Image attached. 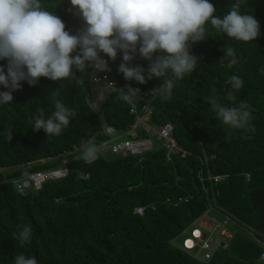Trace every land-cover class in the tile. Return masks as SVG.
Returning <instances> with one entry per match:
<instances>
[{"label":"trees","instance_id":"trees-1","mask_svg":"<svg viewBox=\"0 0 264 264\" xmlns=\"http://www.w3.org/2000/svg\"><path fill=\"white\" fill-rule=\"evenodd\" d=\"M211 2L216 15H223L236 0ZM43 6L71 34L83 28L68 0H43ZM240 7L257 19L260 35L241 42L209 25L206 39L190 46L198 58L195 70L175 81L171 99L161 98L160 79L126 81L118 72L119 52L109 60L116 90L95 85V69L88 68L59 82H24L12 93L13 101L0 106V264H14L20 254L36 257L38 264H264V0H240ZM226 46L234 57H223ZM133 63L148 66L138 55ZM233 75L243 87L229 101ZM127 86L140 89L134 101L140 111L152 110L150 127L174 126L182 152L168 161L167 150L155 143L143 154H113L91 164L75 160L82 140L99 147L109 140L107 126L126 132L135 124L131 105L120 99ZM102 92L107 99L99 102ZM212 96L230 107L247 105L252 128L220 122L207 101ZM56 100L75 115L60 135L47 137L32 129V121L40 113L50 116ZM142 131L138 137L152 136L149 128ZM65 159L71 160L66 177L45 181L38 191H19L18 182L56 171ZM218 176L225 178L216 184ZM180 198L179 206L167 204ZM137 208H145L143 216ZM209 211L229 219L233 238L204 260L176 241ZM25 225L32 236L21 245L15 237Z\"/></svg>","mask_w":264,"mask_h":264},{"label":"clouds","instance_id":"clouds-1","mask_svg":"<svg viewBox=\"0 0 264 264\" xmlns=\"http://www.w3.org/2000/svg\"><path fill=\"white\" fill-rule=\"evenodd\" d=\"M68 2L72 6L69 11L83 21L78 34L67 31L62 19L43 6V0H0V62H6L0 64V88L7 89L0 91V106L12 102V93L21 89L24 82L30 86H35L40 78L59 82L88 68L110 72L109 60L114 61L118 52L122 55L118 72L126 81L145 84L160 79L161 98L171 99L175 81L195 70L198 58L191 54L190 46L206 39L209 25L241 42L253 41L260 35L259 22L241 11L240 0L223 15H216L211 0ZM223 51V57L235 55L230 46ZM137 55L148 61L147 67L133 63ZM229 83L226 99L232 101L243 81L233 75ZM139 95V88L127 86L121 89L120 99L131 105ZM97 99L104 102L107 96L102 92ZM207 101L223 124L232 129L252 128L247 105L230 107L215 96ZM74 115L72 109L56 100L50 116L40 113L33 117L32 129L43 130L47 137L58 136ZM108 127L111 126L105 132ZM149 138L154 144V137ZM98 152L99 147L92 140L81 141V158L85 161L94 159ZM31 236V226L25 225L15 238L23 245ZM14 264H38V260L20 254L15 256Z\"/></svg>","mask_w":264,"mask_h":264},{"label":"built area","instance_id":"built-area-1","mask_svg":"<svg viewBox=\"0 0 264 264\" xmlns=\"http://www.w3.org/2000/svg\"><path fill=\"white\" fill-rule=\"evenodd\" d=\"M107 59V58H105ZM93 82L95 85L101 86L108 90H116L119 85L117 80L114 78V76L110 72H97L95 70V74L93 77ZM130 113L135 116V124L130 127V129L126 132H119L113 127H108L106 129V135L109 136L108 141H103L100 143L99 146V152L100 151H109L112 154H123V153H129L133 155L143 154L148 151L153 150L154 144L153 140L148 137H138V133L142 131L143 128H149L151 131L152 137H156L159 140L162 141L164 148L167 150V160H171V156L176 152H182L181 148L178 146L173 133H174V126L172 124L165 125L162 128H153L150 127V118L152 116V110L148 109L146 106L143 107L142 111L138 109V107L133 103L131 104V110ZM124 137H127L128 139L122 140ZM98 152V153H99ZM185 156V154H183ZM98 159V155L92 159L85 161L84 159L80 157L75 158V160H82L86 164H91L95 162ZM71 163L70 159H65L62 163V168L58 171H51V172H45V173H37L34 175L29 176L27 179L20 181L17 183L19 191L21 193L27 192L29 189H34L36 191L40 190L42 188V185L45 181L51 180V179H58L61 177H66L69 173V164ZM82 178H88L89 176L83 175ZM224 176H218L214 177L213 180L217 184L220 181L224 180ZM184 202L183 198H180L178 202L167 200L168 205H174L179 206L181 203ZM185 202H188V199L185 200ZM145 212V208H137L135 210V213L143 216ZM221 224L219 227L215 228V231L218 230L217 236L220 237H228L226 231L232 233L228 226H229V219L221 220ZM199 232L200 235L196 237L195 233ZM204 234V240H202V243L198 241V239H201ZM185 239L183 240L182 247L183 249L187 250L188 252L192 251L196 246L201 247V250L211 251V246L214 240L216 239L214 233L210 236L207 235V233L202 230L199 227L193 228L190 232L185 233ZM230 240L233 238L232 236H229ZM193 241L194 246L192 248H189L188 242ZM210 251L208 253L204 252L203 259L209 260L212 254H210ZM261 260H264V254L261 257Z\"/></svg>","mask_w":264,"mask_h":264},{"label":"rangeland","instance_id":"rangeland-1","mask_svg":"<svg viewBox=\"0 0 264 264\" xmlns=\"http://www.w3.org/2000/svg\"><path fill=\"white\" fill-rule=\"evenodd\" d=\"M79 32V31H78ZM99 91V90H98ZM96 93H99V92H96ZM157 129V128H155ZM127 138H123V140H126ZM156 143V148L163 145L162 141L159 140L158 138L154 140V145ZM164 146V145H163ZM98 157H106L108 159H112L113 157V154L110 153L109 151H100L98 154ZM213 212V211H212ZM210 212L207 213V215L201 219V221H199L198 223L194 224L193 227H199L201 228L202 230H204L208 236H210L211 234L214 233L216 239L214 240V242L212 243V246H211V251H210V254H212L214 252V250L220 245V244H227L229 243L230 241V238L229 236L231 235L232 236V233L230 234V232L226 231L228 237H220L219 235L217 236V233H218V230L215 231V228L219 227V225L222 223L221 220L216 217L215 213L213 212ZM198 234V233H197ZM186 237H181V238H178V240L176 241V244L178 245H182L183 243V240L185 239ZM204 234L202 236L201 239H198L199 242L202 243V240H204ZM189 244H192V243H189ZM209 251H206V250H201V247H198L196 246L192 251H190V253L192 254H198V256H200L202 258V256H204V252L205 253H208Z\"/></svg>","mask_w":264,"mask_h":264},{"label":"bare ground","instance_id":"bare-ground-1","mask_svg":"<svg viewBox=\"0 0 264 264\" xmlns=\"http://www.w3.org/2000/svg\"><path fill=\"white\" fill-rule=\"evenodd\" d=\"M197 233H198V234H197ZM195 235H196V237H197V236L200 235V233H199V232H196ZM189 243H192V244H189ZM188 246H189V248H192V247L194 246V242H193V241H189V242H188Z\"/></svg>","mask_w":264,"mask_h":264}]
</instances>
